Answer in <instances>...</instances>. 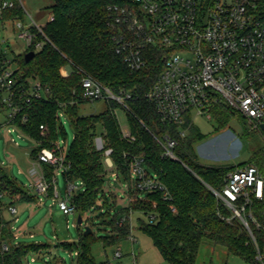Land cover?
Listing matches in <instances>:
<instances>
[{
	"label": "trees",
	"instance_id": "obj_1",
	"mask_svg": "<svg viewBox=\"0 0 264 264\" xmlns=\"http://www.w3.org/2000/svg\"><path fill=\"white\" fill-rule=\"evenodd\" d=\"M14 7L4 10L0 22L4 29L6 23L24 20V11L19 0H12ZM51 6L54 20L44 27V33L50 42L37 36L44 42L40 51L33 47L13 55L11 62L18 66L15 73L18 84L28 80L39 81L48 89L47 99L33 100L25 105L18 114L17 125L20 130L39 145L30 152V159L37 160L43 148H49L58 140L62 129L61 112L69 119L75 132L74 141L67 151L70 168L62 176L66 183L81 182L83 191L72 197L76 211L82 217L92 211L100 210L101 215L111 217L105 224L110 227L108 237L102 241L104 247L119 245L132 234L131 215L134 212L148 216L157 214L158 220L150 223L138 219V230L151 238L162 258L169 264H196L200 247L204 240L227 249L232 256L239 257L247 263L259 264L256 250L249 235L235 221L232 224L221 219V214H228L222 208L209 186L221 191L226 174L235 169L234 166L212 167L199 161L196 144L204 139L198 132H190V117L187 116L189 133L184 139L178 138V127L160 120L154 106L143 98L129 102L130 111H126L129 128L134 142L123 138L122 128L116 116V109L122 108L115 102L107 103V110L98 115H79L78 107L87 102L81 98L82 75L77 69L98 79L113 92L126 89L143 95L152 86L160 71V59L137 72L127 69L122 59L116 55L113 34L108 27V7L112 4H123L122 0H53ZM36 32L35 29H33ZM4 45L9 40L3 37ZM11 51V50H10ZM34 52L32 60L26 61L25 56ZM9 56H0V75L6 69L3 64ZM71 65L72 73L68 77L61 74V69ZM3 92L0 88V110L4 109ZM123 109V108H122ZM232 109L224 104H216L212 110V118L218 128H224L232 115ZM26 116L27 120L21 122ZM41 126L47 128L46 136L41 135ZM170 135L178 139L175 155L181 162L162 157V147L156 137ZM101 137L105 149H112L111 159L118 179L129 186L128 194L136 201L115 211L116 196L105 190L108 172L104 162L103 151L97 150L95 139ZM143 156L149 176L157 178L167 188L170 198L163 199L161 192L147 193L131 188L128 162L132 156ZM264 172V151L255 155L252 163ZM241 166V165H240ZM48 181L51 183L54 169L44 164ZM0 195L18 200L32 202L35 197L18 185L11 177L8 169L0 168ZM53 193L51 186L49 195ZM112 202L109 201V195ZM101 198L102 206L96 202ZM156 204V207L153 206ZM0 201V264H25L31 253H38L45 245L13 244L15 234L11 221L3 216ZM106 210L107 212H103ZM114 211V212H113ZM254 215L264 223V207L261 203L254 204ZM113 214L111 215V213ZM125 217L122 225L118 224ZM88 227L89 219L86 221ZM260 248L264 247V231L253 230ZM99 241L93 234L81 233L78 245L63 243L70 252L76 250V264H103L97 262L92 254V245ZM8 244L9 250L3 251ZM74 246V247H73ZM74 250V251H73Z\"/></svg>",
	"mask_w": 264,
	"mask_h": 264
},
{
	"label": "built area",
	"instance_id": "obj_2",
	"mask_svg": "<svg viewBox=\"0 0 264 264\" xmlns=\"http://www.w3.org/2000/svg\"><path fill=\"white\" fill-rule=\"evenodd\" d=\"M122 2L123 4L108 7V27L113 34L116 55L131 72L143 70L151 62L160 59V71L150 89L139 95L126 89L115 93L98 79L77 69L82 75V100L115 102L125 111H130L129 102L143 98L154 106L162 122L178 127L177 135L180 139L188 135L193 114H206L208 118H212V108L220 103L241 115L264 136V0ZM20 5L23 7L21 2ZM13 7L12 0H0V18L4 10ZM53 20L54 15L51 14L47 23ZM46 24L38 25L32 21L26 25L24 20L15 22L18 38L25 42L26 49H42L44 42L37 40L38 35L50 42L44 33ZM10 54L12 51L9 50V44L4 45L0 34V56H9L8 60L3 61L6 69L0 75L2 102L9 111L4 126L12 128L8 129V133L18 131L24 134L17 125L18 114L31 101L46 100L48 89L36 80L18 84L15 76L18 66L11 62ZM71 73V65L61 69L64 77ZM59 116L64 115L61 112ZM187 116L191 120L189 127H185ZM26 120L27 117L24 116L21 122ZM46 134L47 128L41 126V135L45 137ZM122 134L128 142L135 141L128 126L122 129ZM156 139L162 147L163 158L181 162L175 155L177 138L166 134ZM11 141L14 142L13 139ZM35 144V147L39 145L38 142ZM95 145L97 150L103 151L107 172L118 180L111 159L113 150L105 149V142L101 137L95 139ZM44 164L54 169L51 183L42 167ZM31 165L32 182L27 189L33 194L50 197L52 186L51 196L58 200L59 209L65 213L78 214L72 203L77 185L67 183L66 199H61L57 192V174L63 175L70 168L60 142L57 140L49 148H43L37 160H31ZM128 170L133 189L147 193L161 192L163 199L170 198L167 188L157 176L147 174L143 156H132L128 162ZM78 183L82 186L81 182ZM209 189L222 208L228 211V214L220 215L221 219L230 224L235 221L240 224L256 250L257 262L264 264V247L260 248L253 233V230L264 231V223L257 219L253 211L256 203H261L264 207V173L254 164L236 166L226 174L221 191L211 186ZM3 197L0 195V201ZM127 200L132 203L136 198L127 194ZM153 206L156 207V204L153 203ZM8 209L12 215L17 214L15 207L10 205ZM147 220L155 223L158 215L150 214ZM124 222L125 217H121L118 224L122 225ZM129 238L132 242L138 241L132 234ZM2 248L7 252L9 245L4 244ZM120 257L121 253L117 251L115 258Z\"/></svg>",
	"mask_w": 264,
	"mask_h": 264
},
{
	"label": "rangeland",
	"instance_id": "obj_3",
	"mask_svg": "<svg viewBox=\"0 0 264 264\" xmlns=\"http://www.w3.org/2000/svg\"><path fill=\"white\" fill-rule=\"evenodd\" d=\"M23 5L24 23L29 25L32 21L38 25H45L52 14L51 6L53 0H19ZM0 34L9 40L10 56L20 54L26 50L25 42L18 38V31L12 23H6L3 29L0 22ZM108 106L105 101L85 102L78 107L79 115H98L104 113ZM116 116L121 128L129 127L126 111L122 108L116 109ZM9 111L4 108L0 110V168L9 170L11 177L21 186H26L32 182L30 177L31 159L30 152L36 146L35 142L26 135L18 131H10L12 128L4 126ZM59 116V115H58ZM60 117V116H59ZM62 129L58 133V141L64 152L70 149L75 132L69 119L61 116ZM198 132L204 135V139L199 141L195 148L202 164L212 167L220 166H240L252 163L254 157L259 152L264 151V136L245 120L241 115L235 113L231 116L228 124L224 128H218L213 118H208L206 114L192 115V129L190 132ZM13 139L14 142L11 141ZM1 173V170H0ZM264 173V172H263ZM75 195L83 191V186L76 183ZM57 192L61 199H66L67 183L61 174H57ZM105 190L116 196L115 211L128 206L127 194L129 186L123 180H116L108 174V181ZM132 188V187H131ZM109 195V201L112 198ZM18 196V195H16ZM42 202L38 207H33L36 211L31 216V208L22 210L18 207V214L12 220L14 234L17 235L13 244H40L38 253H31L27 261L29 264H76V250L70 252L65 249L63 243L78 245L81 233L85 232V224L77 225L78 214H69L59 209L58 200L55 196H40ZM6 199L2 200L5 203ZM102 206L101 198L96 202ZM103 212H107L103 210ZM114 212V211H113ZM111 213V215L113 214ZM84 223L89 219L88 227L94 236L99 240L92 245V254L99 263L103 264H169L160 255L152 240L147 235L138 230V219L147 220L146 216L134 212L131 215L132 235L137 238V242H132L130 238L123 240L119 245L104 247L101 240L108 237L110 227L105 224L111 217L101 215L100 210L89 212L83 216ZM26 224V226H25ZM26 227V229L24 228ZM35 236L30 237L29 232ZM74 247V246H73ZM121 253L120 258H115V253ZM34 259V262L31 260ZM27 264V263H26ZM196 264H251L239 257L232 256L227 249L216 246L208 240H204L197 257Z\"/></svg>",
	"mask_w": 264,
	"mask_h": 264
},
{
	"label": "crops",
	"instance_id": "obj_4",
	"mask_svg": "<svg viewBox=\"0 0 264 264\" xmlns=\"http://www.w3.org/2000/svg\"><path fill=\"white\" fill-rule=\"evenodd\" d=\"M19 186H21L20 184H18ZM21 187H24V189H26V191L29 193V195H31V196H34L35 197V199H34V201H32V202H26V201H20V200H18V198H19V196H14V197H12V198H9V197H7V196H4L3 197V199H6V201H5V203H4V206L2 207V210H3V216H4V218L6 219V220H8V221H11V228H12V230H13V232H14V230H15V228H14V225H13V223H12V220L13 219H11V218H13L15 215H12L10 212H9V209H8V206H13V207H15L16 209H17V214H18V207L19 206H21V207H23V209L22 210H26L27 208H31V216H33L34 215V213H35V209L33 208V207H38L39 206V203H41L42 202V198L40 197V195H36V194H33L32 192H30L28 189H27V187L24 185V186H21ZM47 198V197H46ZM2 199V200H3ZM39 202V203H38ZM16 214V215H17ZM25 226H26V224H25ZM27 227V226H26ZM26 227H24L25 229H26ZM27 230V229H26ZM29 234H30V237L32 238V239H34V234L30 231L29 232ZM15 237H17V235H15ZM14 240H16V239H14ZM13 240V241H14ZM16 244H21L20 242H18V243H16ZM35 244V243H34ZM24 245H31V244H26V243H24ZM38 245H40V244H38ZM28 258V257H27ZM34 259H32L31 260V262H34L33 261ZM29 264V262L27 261V259H26V261H25V264ZM58 264H64L63 262H59Z\"/></svg>",
	"mask_w": 264,
	"mask_h": 264
},
{
	"label": "water",
	"instance_id": "obj_5",
	"mask_svg": "<svg viewBox=\"0 0 264 264\" xmlns=\"http://www.w3.org/2000/svg\"><path fill=\"white\" fill-rule=\"evenodd\" d=\"M34 56H35V53L34 52H29V53L26 54L25 59L28 62V61L32 60L34 58ZM262 129H263V132H264V126L262 127ZM77 225L78 226L84 225V221H83V218H82L81 215H78ZM84 231H85L84 234H89V233L92 232L89 227H85L84 228Z\"/></svg>",
	"mask_w": 264,
	"mask_h": 264
}]
</instances>
